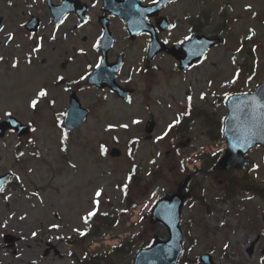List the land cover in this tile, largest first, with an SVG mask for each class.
Listing matches in <instances>:
<instances>
[{"label": "rangeland", "instance_id": "rangeland-1", "mask_svg": "<svg viewBox=\"0 0 264 264\" xmlns=\"http://www.w3.org/2000/svg\"><path fill=\"white\" fill-rule=\"evenodd\" d=\"M188 1L198 33L220 40L202 60L181 72L175 59L164 54L144 71L145 59L137 55L140 39L132 45L130 62L116 79L133 88L132 98L125 103L110 90L85 82L87 64L82 61L75 59L64 70L60 68L66 44L63 40V46L51 49L44 0H0V121L11 113L32 128L24 137L9 131L0 139V174L12 173L11 184L0 193V225L7 224L0 233L20 238L6 247L0 236V264H77L84 254V260L96 250L101 255L131 235L137 248L116 262L132 264L141 244L148 246L153 237L166 239L162 226L150 228L149 208L157 196L175 190L187 175L195 186L191 180L188 203L182 208L184 244L178 264H202L203 253H209L216 264H262L264 149L249 150L248 165L232 172L234 184L225 185L218 172L212 176L216 169L212 161L209 170L201 166L199 173L192 172L201 165L199 154L209 155L225 144L218 140L219 122L227 113L225 95L250 92L264 80V0ZM30 15L41 20L38 33L29 34L23 27ZM237 73L236 82L231 83ZM57 76L64 79L57 81ZM41 89L48 92L46 97L37 96ZM67 89L78 94L89 112L80 127L65 132ZM33 99L40 101L35 109L30 107ZM185 111L190 114L184 116ZM177 116L181 124L164 141L155 142V136ZM148 117L155 120L151 138L144 132ZM134 120L140 123L133 124ZM113 147L120 150L119 156L110 157ZM157 152L161 155L156 156ZM253 165L259 167L253 171ZM235 184L241 188L226 195L224 188ZM97 190L102 193L99 198ZM95 199L100 200V212L120 216L113 221L118 223L112 222L113 227L93 246H71L68 240L79 238L72 229L86 230L82 217L94 207ZM52 224L60 227L52 229ZM32 231L38 233L35 239Z\"/></svg>", "mask_w": 264, "mask_h": 264}, {"label": "flooded vegetation", "instance_id": "flooded-vegetation-1", "mask_svg": "<svg viewBox=\"0 0 264 264\" xmlns=\"http://www.w3.org/2000/svg\"><path fill=\"white\" fill-rule=\"evenodd\" d=\"M158 1L139 0L135 4L132 0L125 9L124 0H107V6L104 5V0H44L48 10V19H50L47 41L50 42L51 49H54L63 46V40H65L66 47L63 51L66 55L62 60L70 64L78 59L83 64H87L86 70L89 73L92 72V68L97 66L102 57H104L107 64L120 61L119 70L121 72L124 65L130 62L129 51L132 45L140 39L142 40L141 43L136 46L138 47L137 55L143 60L146 59L145 57L148 54L151 35L153 34L165 46L171 47L172 44L177 45L187 41L184 39L185 36L191 38L198 33L199 28H197L194 15H191L187 9L188 0H168L161 6L156 7ZM50 3L68 10L57 24L53 22L51 10L48 7ZM137 4L139 9L140 7L143 9V7L153 5L149 16L143 19V22L147 21L150 25V30L148 32L139 30L138 33L130 37L126 26V16L137 14ZM184 4H186L185 8L182 7ZM83 7H86V11H83ZM32 16L36 15H30L29 18ZM204 17L206 18L205 15ZM138 19H140V16L136 15L135 21H138ZM53 31H55L54 34ZM38 32L39 29L32 33ZM209 35L211 34L209 33ZM103 38H106V40L101 46ZM161 54H165L164 51L158 53L156 57ZM128 70L130 71L128 75L130 78V64ZM123 86L132 89V86L129 87L125 83Z\"/></svg>", "mask_w": 264, "mask_h": 264}, {"label": "water", "instance_id": "water-1", "mask_svg": "<svg viewBox=\"0 0 264 264\" xmlns=\"http://www.w3.org/2000/svg\"><path fill=\"white\" fill-rule=\"evenodd\" d=\"M53 17L58 21L60 18L58 13L53 10ZM38 25L37 19H32L29 22L27 28L35 29ZM201 39L200 37H196ZM194 41L197 44L198 53L193 57L204 56L205 51L212 45L206 39L204 41ZM189 45V42L187 43ZM192 45V44H191ZM193 46V45H192ZM194 47V46H193ZM156 52V49L152 50V54ZM174 53V50H171ZM182 64L188 65L189 60L187 58L180 59ZM182 64L180 67H182ZM116 68L110 67L108 70L102 66L98 68L96 75L89 78V82L98 85L99 87L109 86L112 90L117 92L120 96L127 97L128 91L122 90L113 81ZM105 73V74H104ZM104 74V75H103ZM99 75V76H98ZM70 107L66 111L65 127L66 130H71L80 125L87 117V111L79 104L77 96L70 93ZM255 97L259 101H264V82L261 86L252 94L232 96L227 102L228 115L224 122V140L227 141V145L223 150V154L218 161L219 166L224 170L243 169L246 165L245 153L255 145L264 146V119L259 118L260 113L253 111L252 105L249 103ZM154 127L153 121L150 119L145 127V131L150 133ZM8 128L16 130L18 135H24L29 132L26 125L20 124L16 118H7L0 122V137H2ZM119 155V151L113 149L110 156ZM10 178V174L0 176V188L4 186ZM185 185L183 183L179 186L176 193H168L163 198H160L151 209L150 221L156 223L160 221L168 231L167 240H154L152 245L147 249L140 250L135 257L133 264H177V260L181 254L182 249V230L179 227L180 223V207L184 201L182 188ZM5 242H14L17 239L13 236L6 234L4 236ZM201 261L204 264H215L212 262L209 254H203Z\"/></svg>", "mask_w": 264, "mask_h": 264}, {"label": "snow or ice", "instance_id": "snow-or-ice-1", "mask_svg": "<svg viewBox=\"0 0 264 264\" xmlns=\"http://www.w3.org/2000/svg\"><path fill=\"white\" fill-rule=\"evenodd\" d=\"M153 2H155V0H153ZM247 7H248L249 9H251V5H248ZM173 27H175V25H173ZM0 31H2V29H0ZM252 31H253L252 29H249V32H250V33H251ZM253 34H254V33H253ZM12 38H13V37H12L11 34H9L8 37H7L8 40H11ZM247 38H248V39H251L252 37L249 36V37H247ZM184 39H185V40H188V39H190V37L185 36ZM165 43H167V41H165ZM93 47H95V45H93ZM239 50H240V49H237V51H239ZM33 51H38V49H37V48H34ZM81 51H82V50H81ZM0 60H3V57H2V56H0ZM233 62H235V60H233ZM16 66H17V65H16L15 63L12 65V67H16ZM97 67H99V64L97 65ZM238 75H239V73H237V75L233 77L231 83H235V82H236V80H237V78H238ZM63 79H64V77H62V76H57V77H56V80H57V81H61V80H63ZM81 79H84V77H81ZM47 95H48V92H47L46 90H44V89H41V90L37 93V96L40 97V98L46 97ZM201 99H204V95H203V94H201ZM225 99H230V97H228V95L226 94V95H225ZM187 100H188L189 107H190V106H191L192 97L189 96V97L187 98ZM39 103H40L39 100H37V99H33V100L31 101L30 107H32L33 109H35V108H37V106H38ZM249 103L252 105V109H253V111L260 113L259 118L264 119V101H259V100H257L255 97H253L252 101H250ZM189 114H190V113H189L188 111H185V112L183 113L184 116H187V115H189ZM6 115H9V116H10L11 113H6ZM132 123H133V124H139L140 121H138V120H134V121H132ZM180 124H181V117H180V116H177V117H176L171 123H169V124L167 125V127H166L165 129L162 130V132H161L160 134H158V135L155 136V142H162V141H164L165 138L168 137L169 134L175 130L176 126H177V125H180ZM111 127H112V126L109 125V128H111ZM120 127H121V128H127L128 125H127V124H121ZM102 151H103V149H102ZM130 154H131V153H130ZM20 155L22 156L23 153H20ZM160 155H161L160 152H157V153H156V156H160ZM213 155H215V153H214ZM150 163H152V164L155 165V164H156V161H155V160H152V161H150ZM180 165H181V170L183 171V161L180 162ZM72 167H75V165H72ZM258 167H259V165H253V171H255ZM134 170H135V167H133V171H134ZM16 179H20V177H16ZM131 179H132V176H131V174H130V175L128 176V181H131ZM127 189H128V183H125L124 186H123V189H122L123 191H125V194L127 193ZM2 191H3V189L0 188V192H2ZM33 195H35V193H34ZM95 195H96L97 198H99V197H101L102 193H101L100 190H97L96 193H95ZM7 198H8L7 196L4 197V199H7ZM249 199H250V197H249ZM93 205H94V207H93L91 210L87 211L86 215L82 217V220L84 221V223H85L86 225H88V224L93 220V218L97 216L98 213H99L100 215H104V216L107 215L106 212H100V211H99V206H100V200H99V199H95V200H93ZM125 211H126V210H125ZM20 219L23 220L24 217H21ZM6 226H7L6 223L3 224V225H0V227H6ZM59 227H60V225H58V224H52V225H51V228H52V229H58ZM72 231L78 233V235L81 236V237H84V236L87 235V231H82V230H80V229H78V228H73ZM0 236H3V233H0ZM37 236H38V233H37L36 231H32V232H31V237H32L33 239H35ZM55 238L58 239V240H59V239H63V237H60V236H56ZM224 248H225V249H228V248H229V245H228V244H225V245H224ZM69 255H72V253H69ZM261 261H262V264H264V257H261ZM32 264H36V262L33 261Z\"/></svg>", "mask_w": 264, "mask_h": 264}, {"label": "trees", "instance_id": "trees-1", "mask_svg": "<svg viewBox=\"0 0 264 264\" xmlns=\"http://www.w3.org/2000/svg\"><path fill=\"white\" fill-rule=\"evenodd\" d=\"M215 162V155L210 156L209 159L206 160L204 163V167H208L210 169L212 165L210 162ZM221 174L226 176L224 172L221 171ZM215 175V174H212ZM224 176L221 178L224 180ZM228 182H232V180H228ZM226 181L224 182L225 185L228 184ZM228 188V189H227ZM234 185L229 188V186L226 187V191L228 192L229 189L233 190ZM225 189V188H224ZM116 219H119V216L114 217ZM97 220L99 221V225L95 226V229L93 230V234L87 233L86 235V244H89L94 237L96 236H102L104 235V232L107 231L110 227H113L112 221L109 220L108 215H100ZM122 222V221H121ZM118 223L117 221L114 222V224ZM157 226V225H156ZM150 225V228L156 230L158 227H161V225L158 224V227ZM138 243L135 242L134 237H126V239H122L119 241L118 245L115 247H111L108 250H105V252H102L101 255L98 254H89L90 258L87 260V264H107L108 262H112L113 260L116 262V260L123 261L127 254H130L133 250L137 248ZM144 246V244H141L139 247ZM117 264V262H116Z\"/></svg>", "mask_w": 264, "mask_h": 264}]
</instances>
